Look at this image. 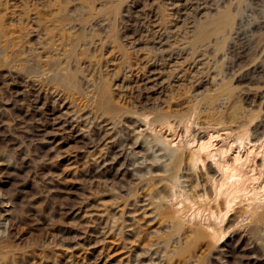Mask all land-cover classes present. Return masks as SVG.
Returning <instances> with one entry per match:
<instances>
[{
    "label": "rangeland",
    "instance_id": "374dc122",
    "mask_svg": "<svg viewBox=\"0 0 264 264\" xmlns=\"http://www.w3.org/2000/svg\"><path fill=\"white\" fill-rule=\"evenodd\" d=\"M59 10L73 18L81 12L94 14L84 31L75 22L67 26V32L95 42H87L88 56L80 64L85 72L79 77L80 94L53 89L31 73H46L42 63L62 54L61 48L54 51L56 46L44 48L47 25L36 30L37 13L47 16ZM224 13L234 24L229 36L218 35L222 50L215 52L211 37L194 53L188 42ZM0 16V264H264V218L256 221L264 212V0H0ZM107 25L115 27L113 40L106 37ZM20 26L29 34L12 46ZM211 29L210 34L215 31ZM98 82H103L112 105L124 111L116 127L118 122L92 103ZM211 99L217 115L240 114L237 124L227 120L229 132L238 125L248 129L253 142L239 155L248 169V183L254 180L251 185L258 193L252 201L254 186L249 189L247 183L246 196L232 204L222 226L227 233L216 246L202 242L193 254L167 256L158 251L155 256L156 246H149L156 242L149 244L150 235L166 232V225L153 219L150 203L157 193L148 182H157L164 173L152 168L153 173H147L148 149L124 151L118 145L134 128L129 112L142 111L151 120L181 114L202 100L199 109L206 113L197 123L205 128L213 124L206 119ZM227 133H218L219 138L214 134L213 149ZM140 167L145 171L137 173ZM200 168L196 170L202 186L205 168ZM179 175L185 190L193 193L191 174ZM134 226L141 234L136 240L131 238Z\"/></svg>",
    "mask_w": 264,
    "mask_h": 264
},
{
    "label": "bare ground",
    "instance_id": "6f19581e",
    "mask_svg": "<svg viewBox=\"0 0 264 264\" xmlns=\"http://www.w3.org/2000/svg\"><path fill=\"white\" fill-rule=\"evenodd\" d=\"M56 12L57 13H55V14H50V13L47 14L46 13L47 16H43V15H40L39 13H37L36 14V16H37L36 23L38 25H37L36 30L38 32V30H40L41 26L47 25L48 27L46 26L44 28V30H45L44 36L46 37V39L44 40V42L46 44L44 46V48L46 46H48V48L53 49V47L56 46L54 51H57L58 48H61L62 54L61 55L58 54L54 58H53V56L49 57L46 61H44V63H42L46 67V73L39 72V70L36 71L34 69L31 71V73L34 74L35 77H37V80H38V78L39 79L41 78L40 80L45 82V84L47 86H52V88L53 87L61 88L64 90V92L69 93V94L70 93L80 94L82 87H80L81 84H79V81H80L79 77L81 74L85 73L83 71V68H82L83 66L81 67L80 64H82L83 60L88 56V54H87V51H88V45L87 44L88 43L87 42H89L90 44L95 43V42L92 38H89V40H87V38L85 39V36H87V35H84V34L83 35L82 34L76 35L77 33L71 34V32H67L68 31L67 26L70 23L72 24V22H75V23H77V25L79 26L81 31H84L86 28L85 26L89 25L90 22H92L91 20L94 19V16H93L94 14L91 15L87 12H86L87 14H84V13L81 14L82 13L81 12L79 16H76V18H73L68 13L66 14L63 11L59 10V12L58 11H56ZM3 18L0 16V29L2 28V22H3L2 19ZM48 24H50L53 27H50V25H48ZM233 24L234 23H233L232 16L228 13H224L221 15L220 18L215 19V20H211L205 24L206 26L204 28H200L198 33L195 36H193V40L188 42L187 45H189V47L192 48V51L194 53H196L197 48L202 47L204 45L203 44L204 42H207L210 40L211 37H214L215 38V47H214L215 52L219 53L222 50L223 41L220 40L221 37L219 39L218 35L220 33H225V35H226L229 31H231ZM198 27H199V25H198ZM210 27H212V29H215V31L212 34H210ZM71 29L73 30V28H71ZM18 31L20 32L19 36L17 35V38H16L18 42L14 43L12 46H16V45L22 43L24 41V39L26 38V36L29 34V32L27 30H25L24 26H20L18 28ZM21 32H25V35L23 36L21 34ZM27 32H28V34H27ZM106 34H107L106 37L108 39L109 38H111V39L115 38L116 34H117L115 27H113V25H107ZM227 36H229V34H227ZM93 38H94V36H93ZM102 41H103V39H102ZM96 42H98V41H96ZM8 43L9 42H7V46L10 45ZM111 43H109V44H111ZM3 57H6V56H3ZM91 58L92 57L90 56L89 59H91ZM14 59H15V57H14ZM127 64H128V62H127ZM237 70H238V68H237ZM238 71L235 73V75H237V76H239V74H237ZM221 74H222V72H221ZM49 75H50V77H48ZM230 75H231V73H230ZM237 76H236V78H238ZM221 90L226 94L232 92L230 88H222ZM222 91H221V93H222ZM91 93L93 95V98H92L93 102L92 103L95 106V108L97 110L103 111L104 114L111 116V118L114 119L115 122H118V123L114 122L115 123L114 126L116 127L120 123L121 116H123V115H121V114H123V113H121V111H123V109L116 108L112 105L113 101H112V103L110 102V99L108 97L109 96L108 91L105 88L103 82H98V84H96L93 87V90ZM65 96H67V95H65ZM69 96H71V95H69ZM221 97H223V96H221ZM215 99H216V102H218L217 97ZM215 99H213V100L211 99V100H209V103H207L208 104V110L210 111V113L208 112V116L206 117V119L210 120V122H212L213 124H212V126H210L211 123H208L207 127L204 126L205 128L200 127L201 125L199 126V124L197 123L198 122L197 119L200 116H202V113L203 114L206 113L203 111L204 108H202V109L200 108L203 112H201V110L199 109L200 105H202L201 104L202 100H201V102H193L190 106L187 107V109L184 108L185 111L182 110L183 113H181V114H178L177 112H176L177 114H173V112H171L170 114L169 113L168 114H160V115H155L151 120L148 119V117H149L148 114L143 113L142 111H140L141 113L138 110H136V111L131 110L132 112L128 111L130 116H132L131 117V123L134 126V128L132 130L126 132L127 137L124 139V141H123L124 143L122 142L123 144H118V145L124 151L126 149H129V148L131 150L135 149V148H141V147L143 149L146 148V150L148 149V151H146V150L145 151L148 154L150 152L149 161L151 164L149 165V169H148L149 171H147V173H153V172H150L151 171L150 168L154 169L153 171H155V172L157 171L161 174L164 173L157 180V182L154 180V178H151V174H149L151 179H149V182H148L149 187L152 188L153 191L155 190V193H157V194H155V195H157V198H152V199L150 198L151 199L150 206H152V210H153V219L160 226L166 225V232L161 233L162 231L161 232L155 231L156 233L150 235L149 244L150 243L152 244V242H156V244L149 246L150 248L152 246H156V249L153 250L154 252L157 251L155 253L153 252V254L155 256L159 255L158 251H159V253L164 252V255H167V256H182L185 254L186 255L187 254H193L192 251L194 249H196L199 246V244H201L202 242H208L209 246H210V244H212V246L215 244H218L223 239L225 234L227 233V230L222 226L224 224V221L227 218V215L229 214V211H231L232 204L234 203V201L237 202L236 200H238L240 197L245 195L247 192V183H248L250 178L247 177V173L245 172L246 165L244 163V160L242 159L243 157H241L239 155V151L241 152V150H243L246 145L251 146V143L253 141L249 139L248 129L245 127H242L240 125H238L235 130L229 132L230 128H228V126H227V120L231 119L230 123L235 124L237 118L239 119L240 114L237 115V116H239V117H237L236 114H238V113H235L233 111L234 112L233 115H232V113H230L228 115V113H229L228 112L227 118H226V116H224V114L222 112L218 113V115H217V113H215V112H217V110L214 112V110H213L214 107L211 108ZM230 99H231V97H230ZM197 101H199V99ZM205 103H206V101H205ZM231 105H235V104L231 103ZM231 105H229V106H231ZM204 106L205 105H203L202 107H204ZM229 106H228V108H230ZM227 110H229V109H227ZM234 110H235V108H234ZM126 111H127V109H126ZM175 111H177V110H175ZM225 112H227V111L225 110ZM125 117H127V116H125ZM239 120H241V119H239ZM127 128H130V127H127ZM158 129H159V131H157ZM163 130H165V133H167V132L169 133L168 136H165L164 134H162V133H164V132H162ZM262 130L264 132V129H262ZM225 131H227L228 133L226 135H224L223 139L221 138L222 144H220V146L217 147L216 149H213L214 145L212 143V139L214 138V136L216 134H218L220 132H225ZM235 131H237V132H235ZM159 133L161 135H159ZM203 136L204 137L209 136L208 140L203 141L202 140ZM218 138H219V134H218ZM118 139H119V137H118ZM253 140H255V139H253ZM255 142H256V140H255ZM252 145L254 146V144H252ZM154 149H156L157 153L160 154V158H158V156L155 157L153 155ZM236 151H238V152H236ZM132 152L133 151H131V153ZM229 152H232L234 154L231 157H229L228 156ZM136 154H138V153H136ZM136 154H134V155H136ZM208 160H210V162ZM206 161H208L210 164L208 166V168L205 167V165H208V163L205 164ZM261 164H263V163H261ZM261 164H260V167H261ZM141 165H142V163H141ZM244 165H245V167H244ZM198 167L199 168L200 167L205 168V175H204L205 180L203 181V179L201 178L202 181L204 182V183L202 182L203 183L202 186H201V184H199V181H198L199 180V177L197 175L198 174L197 173ZM261 168L263 169V167H261ZM200 169L198 171H200ZM142 170H143V172L145 171L144 169H142L140 167L139 171L137 170L136 172L141 173ZM251 171H252V169H251ZM260 171H261V169H260ZM184 172L186 174L189 173V175L191 174V177H193V179L196 183L194 186L195 190L193 193L191 191H189L190 189L188 190V192H191L192 194H188L187 190H185V187H186L185 185H184L185 187L182 186V184H183V182H181L182 177L179 175V173H184ZM252 178H253V176H252ZM190 180H192V179H189V182L191 184ZM254 182L255 181L253 180V183ZM185 183H187V182H185ZM253 183H251V184H253ZM251 184L248 183L249 189H250ZM251 186H254V185H251ZM255 186L252 189H250V190H252L251 192H253L252 201L254 199L253 197H255L258 193L257 192L258 187L257 186L255 187ZM250 190H249V192H250ZM147 191H145V193ZM155 199H157V200H155ZM241 201H239V203ZM255 204H253V205H255ZM144 206H146V205H144ZM247 208H245V209L247 210ZM191 210H194L193 213L191 212ZM242 210H244V209L242 208ZM145 212H146V210H145ZM246 212L247 211H245V213ZM250 213H252V211H250ZM240 214L242 215L243 213L241 212ZM249 215H247V216H249ZM202 217L204 218L203 219L204 223L202 222V224L195 226L193 224V221L195 219L197 220V219L202 218ZM262 218H264V212L261 213L260 215H258L256 221L259 219H262ZM198 222H195V224H198ZM143 224H144V222H143ZM252 224H253V222H252ZM137 227L138 226H134V229L132 230V234H131V236H132L131 238L132 239L135 238V240L137 238L139 239L141 236V234H140V236L138 234V231H137L138 228ZM132 228H133V226H132ZM134 231H135V234L133 233ZM146 236H148V235H146ZM143 237H145V236L143 235ZM127 238H128V236H127ZM133 242H135V241L132 240V244H133ZM142 242L144 243V240ZM147 243H145V244L147 245ZM171 247H173V248H171ZM149 250L151 251V249H149ZM149 250H148V252H149ZM170 252H173V253H170ZM144 256H146V255H144ZM254 260L255 259L253 258V263H255Z\"/></svg>",
    "mask_w": 264,
    "mask_h": 264
}]
</instances>
